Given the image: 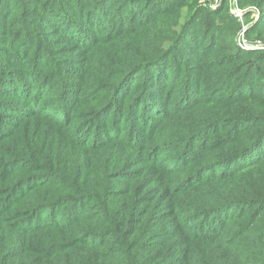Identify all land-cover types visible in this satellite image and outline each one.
Wrapping results in <instances>:
<instances>
[{
  "label": "trees",
  "instance_id": "trees-1",
  "mask_svg": "<svg viewBox=\"0 0 264 264\" xmlns=\"http://www.w3.org/2000/svg\"><path fill=\"white\" fill-rule=\"evenodd\" d=\"M230 1L0 0V264H264V49Z\"/></svg>",
  "mask_w": 264,
  "mask_h": 264
},
{
  "label": "rangeland",
  "instance_id": "rangeland-1",
  "mask_svg": "<svg viewBox=\"0 0 264 264\" xmlns=\"http://www.w3.org/2000/svg\"><path fill=\"white\" fill-rule=\"evenodd\" d=\"M194 1H195V3H197L201 6H208L209 7V5L207 3H201L199 0H194ZM225 1H228V0H221L219 6L222 4V2H225ZM230 2H231V4L229 5V7H227V10H228V12L232 13V15L234 17H236V19L239 23V28L237 29V31L234 34V38H235V41L237 42V44L246 50H257L256 48L255 49L254 48H245L244 47L245 44H248V43L252 44V45L258 44L260 46H264L263 41H261L259 39H256V40L249 39L246 36L247 29L259 20V16H260L259 11L257 9H255L254 7H248L245 10L249 9L250 13H249V16L246 17V16H244L246 11L241 6L239 7V5L237 4V0H232ZM219 6L216 8L210 7V9H211V11H215L219 8ZM249 18H252V20L249 21ZM159 159H161V157Z\"/></svg>",
  "mask_w": 264,
  "mask_h": 264
},
{
  "label": "built area",
  "instance_id": "built-area-1",
  "mask_svg": "<svg viewBox=\"0 0 264 264\" xmlns=\"http://www.w3.org/2000/svg\"><path fill=\"white\" fill-rule=\"evenodd\" d=\"M201 3H207L208 5H209V7H211V8H216V7H218L219 6V4H220V1L221 0H199ZM245 44V43H244ZM245 48H256V49H264V46H260V45H258V44H254V45H252V44H245V46H244Z\"/></svg>",
  "mask_w": 264,
  "mask_h": 264
}]
</instances>
